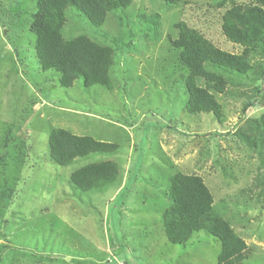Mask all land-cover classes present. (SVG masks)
<instances>
[{
    "label": "rangeland",
    "instance_id": "1",
    "mask_svg": "<svg viewBox=\"0 0 264 264\" xmlns=\"http://www.w3.org/2000/svg\"><path fill=\"white\" fill-rule=\"evenodd\" d=\"M29 1L0 0V141L11 127L16 138L27 142L26 155L20 156L24 160L15 159L7 173L16 181L11 198L2 200L0 173V220L8 221L0 243L12 246L3 262L17 264L21 259L18 264H29L31 252H44L75 264H217L221 243L216 237L201 230L184 249L170 243L163 230V192L170 176L181 170L204 177L219 213L233 222L250 247L245 264H264V195H258L264 186L254 185L260 160L233 134L244 116L241 98L225 97L220 123L212 113L187 112L186 96L171 89L172 84L179 88L185 72L176 55L167 53L166 38L173 31L176 35L173 26L179 19L199 27L222 49L241 51L219 29L218 0H188L179 7L163 0H134L119 29V10L109 24L97 27L68 7L65 36L109 31L132 40L130 49L123 47L116 55L114 91L100 85L86 89L80 78L64 88L53 69L40 68L34 34L28 30ZM154 12L162 15L157 42L151 22L138 18ZM257 111L251 107L245 117ZM51 125L118 143L111 157L119 165L115 182L103 192L75 196L69 176L81 164L62 166L49 158ZM1 148L0 143V155L5 152Z\"/></svg>",
    "mask_w": 264,
    "mask_h": 264
},
{
    "label": "trees",
    "instance_id": "2",
    "mask_svg": "<svg viewBox=\"0 0 264 264\" xmlns=\"http://www.w3.org/2000/svg\"><path fill=\"white\" fill-rule=\"evenodd\" d=\"M133 1L38 0L36 5L30 0L27 4L30 16L28 30L34 34L33 49L40 68L53 69L58 75V84L64 88L73 87L80 78L86 89L100 85L108 91H114L116 82L112 79V68L117 61L116 55L123 51V47L130 49L132 40L125 41V33L113 35L109 31L100 35L81 32L67 37L64 34L69 21L67 10L73 7L77 16L97 27L109 24L116 16L112 13L119 10L121 13L115 18L119 29L124 26L129 14L126 10ZM163 1L172 7L189 2ZM215 6L221 9V33L226 40L241 47V51L222 49L199 27L179 19L173 26L176 35L173 31L166 38L167 53L176 55L185 72L180 75L179 88H174L172 84L171 89L179 90L186 96L184 103L187 112L212 113L220 123L225 119V97L241 98L244 116L234 126L233 134L250 154L255 153L259 158L260 166L254 185L264 186V0H218ZM138 18L141 23L151 22L153 39L159 41L162 15L159 12L140 13ZM134 34L132 32L131 36ZM251 107H257V113L245 117ZM6 134L9 135L0 141L2 148H5V152L0 155V173L4 175L2 188L5 190L2 200L14 196L16 181H12L7 173L15 159L20 162L24 160L20 156L26 155L27 147L25 139L16 138L11 127ZM118 148V143L91 133L79 134L54 125L48 131L49 158L62 166L76 161L81 164L69 176L72 193L77 197L82 192H103L106 186L115 182L119 165L111 157L117 154ZM227 168L223 167L226 176ZM261 194L264 195V188L258 193ZM163 195L167 199V206L161 214V222L170 243L186 249L193 235L204 230L220 240L217 264H245L248 261V243L236 231L233 222L219 213L214 194L201 174L176 170L170 176L168 190ZM7 222L1 219L0 226L4 224L5 227ZM11 248L10 243H0V264H6L3 262L6 257L4 253ZM30 254L33 259L29 264H75L50 253ZM20 260L16 259L17 264Z\"/></svg>",
    "mask_w": 264,
    "mask_h": 264
},
{
    "label": "water",
    "instance_id": "3",
    "mask_svg": "<svg viewBox=\"0 0 264 264\" xmlns=\"http://www.w3.org/2000/svg\"><path fill=\"white\" fill-rule=\"evenodd\" d=\"M6 35V34H5ZM4 224H2L1 228H0V237H4Z\"/></svg>",
    "mask_w": 264,
    "mask_h": 264
},
{
    "label": "crops",
    "instance_id": "4",
    "mask_svg": "<svg viewBox=\"0 0 264 264\" xmlns=\"http://www.w3.org/2000/svg\"><path fill=\"white\" fill-rule=\"evenodd\" d=\"M4 235H5V236H4L3 238H2V237H0V238H1V239H5V238H6L7 235H6L5 231H4Z\"/></svg>",
    "mask_w": 264,
    "mask_h": 264
}]
</instances>
